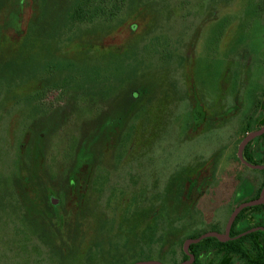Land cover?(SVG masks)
<instances>
[{
    "label": "rangeland",
    "instance_id": "374dc122",
    "mask_svg": "<svg viewBox=\"0 0 264 264\" xmlns=\"http://www.w3.org/2000/svg\"><path fill=\"white\" fill-rule=\"evenodd\" d=\"M71 1L0 0V264H86L97 252L143 248L179 252V236L196 213L178 201L196 193L188 197L184 187L189 173L172 169L182 171L212 148L223 169L234 168L237 124L225 126L217 106L239 104L244 51L252 62L264 51L261 17L248 0H124L113 22H74L67 30ZM52 58L75 62L62 93L43 79ZM86 83L106 92L72 99ZM38 90L47 91L32 102ZM193 105L211 115L198 130ZM105 118L113 124L89 160L82 138ZM78 172L73 191L68 174ZM27 196L56 211L52 197L62 220L22 209ZM221 196H199L197 222ZM174 218L188 225L178 230Z\"/></svg>",
    "mask_w": 264,
    "mask_h": 264
},
{
    "label": "flooded vegetation",
    "instance_id": "af4514ba",
    "mask_svg": "<svg viewBox=\"0 0 264 264\" xmlns=\"http://www.w3.org/2000/svg\"><path fill=\"white\" fill-rule=\"evenodd\" d=\"M248 4L252 12L261 17L264 29V0H248ZM244 54L248 58L240 80L239 104L231 108L224 104L221 108L217 106L219 113L223 114L225 126L237 124L233 139L234 168L223 169L219 163L220 155L216 156V149L212 148L206 153L197 152L182 171L172 169L175 174L179 173V177L189 173L184 187L188 197L193 193L196 197L191 196L185 203L178 201L189 212L191 210L196 215L202 212L203 207L199 206L197 199L207 190L222 191L224 196L209 204L204 203L209 215L201 216V222H197L196 215L191 219L190 230L179 236V252L173 249L141 252L144 248L139 249L140 252H97L95 258L87 259L86 264H264V131L259 132L264 128V51L253 62L251 51L246 50ZM189 111L192 112L191 125L196 130L211 116L205 109L199 112L196 105ZM211 120L216 123L213 116ZM241 144L240 157L238 148ZM147 198L142 200L143 204L149 200ZM51 201L53 203L52 197ZM191 206H195V210ZM175 220L178 230L188 225L185 218ZM142 230L143 241L148 248L147 226L144 225ZM186 241L189 243L185 250ZM132 250L137 251L135 247Z\"/></svg>",
    "mask_w": 264,
    "mask_h": 264
},
{
    "label": "trees",
    "instance_id": "16d2710c",
    "mask_svg": "<svg viewBox=\"0 0 264 264\" xmlns=\"http://www.w3.org/2000/svg\"><path fill=\"white\" fill-rule=\"evenodd\" d=\"M124 0H74L71 1L69 6H67L65 10V15L63 17V27H65L67 30H71L73 27H75V23H83L85 21H93L94 19H98L101 20L102 22H113L115 20V18L117 17L116 15L118 14V10H119V6L120 4L123 2ZM46 0H42V4L43 6H45L46 4ZM46 17H48V14H43V19H46ZM55 59V58H52ZM49 59V60H52ZM56 61L52 60V65L49 67V65H47L49 68H47L44 64V77L43 79L48 83L47 85V89H56L59 92L62 90L59 88V85H64V84H68V85H72L71 82L74 79L72 77V68L75 65V62H72L70 59H66V58H57L55 59ZM51 68L55 69V72L51 73ZM92 74L93 71H92ZM88 75V74H87ZM90 77V75H89ZM89 79V78H88ZM52 83V84H51ZM101 84V83H100ZM81 88L82 90H80L76 95L75 93H71V97L72 99L75 97H100L103 96V93L106 92V90L102 89L99 87V85L97 84V86L94 84V87L91 86L90 84L86 83L85 85L81 84ZM85 86V87H84ZM90 86L92 87V89H89ZM64 88V87H63ZM47 91V90H46ZM45 90H38L37 93L35 94H31L29 96L32 97V102H35V100H37L36 98H42V96L44 95V93L46 92ZM80 93V96H79ZM90 98L86 101H89ZM39 101V100H37ZM40 103V101H39ZM39 107V106H37ZM36 107V108H37ZM38 110V108H37ZM103 121H105L99 128L94 129L93 131L89 132L85 137H83L82 139V146H81V153L83 152L84 154L87 153L88 155V159L91 160V158L93 157V146L94 144L97 145L100 140L104 137V134L106 133V131L109 129L108 127L111 125V122L113 124L114 120H111L109 118H105ZM102 121V122H103ZM79 143V142H78ZM82 153V154H83ZM89 153V154H88ZM86 160V159H85ZM88 162V160H86ZM75 164H77L76 169H80V167L82 168L84 166V164H82L81 162V157L80 155H77V158L75 160ZM79 175V172L77 174L74 173H69L68 174V185L69 188L71 190L74 191V189L76 191H79V182L76 178V176ZM24 193V191H23ZM26 196V194H25ZM25 198V197H24ZM30 199V198H29ZM28 199L27 196V205L25 204L26 201L24 200L25 203H22V201H20L21 205H22V209L26 210L27 207H36L39 208V212L37 213L38 216L42 217V218H46V217H55V220L61 221L63 218L62 214H59L57 211V206L53 205L52 201L49 200V206L54 208L56 211H51L49 209H46L42 206H40V204L38 203V201H30ZM33 202V203H32ZM29 203V204H28ZM25 204V205H24ZM24 205V206H23ZM26 215V213H25ZM27 217L29 219H31V222L33 223V218L27 214ZM31 217V218H30ZM33 219V220H32Z\"/></svg>",
    "mask_w": 264,
    "mask_h": 264
},
{
    "label": "water",
    "instance_id": "95a60500",
    "mask_svg": "<svg viewBox=\"0 0 264 264\" xmlns=\"http://www.w3.org/2000/svg\"><path fill=\"white\" fill-rule=\"evenodd\" d=\"M262 131H264V128H262L259 132H262ZM241 146H242V144L239 145V148H238V156H240V157H241ZM237 210H238V208L235 209L234 212L232 213V215H231V217H230V221H231V220L233 219V217L235 216ZM189 241H190V240H189ZM189 241H186V242L184 243V246H183V247H184L185 250L187 249V245H188ZM195 241H196V240H195Z\"/></svg>",
    "mask_w": 264,
    "mask_h": 264
}]
</instances>
